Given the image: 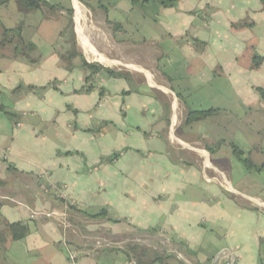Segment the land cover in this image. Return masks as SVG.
<instances>
[{
    "label": "crops",
    "instance_id": "obj_1",
    "mask_svg": "<svg viewBox=\"0 0 264 264\" xmlns=\"http://www.w3.org/2000/svg\"><path fill=\"white\" fill-rule=\"evenodd\" d=\"M176 1L0 16V214L30 229L0 244L12 264H137L144 239L169 255L143 264H264V170L243 162L264 169V0ZM84 61L126 77L85 93Z\"/></svg>",
    "mask_w": 264,
    "mask_h": 264
},
{
    "label": "trees",
    "instance_id": "obj_2",
    "mask_svg": "<svg viewBox=\"0 0 264 264\" xmlns=\"http://www.w3.org/2000/svg\"><path fill=\"white\" fill-rule=\"evenodd\" d=\"M11 1H15L19 5L20 11L24 15L36 12L38 10H41L42 8L57 9L59 7V6L52 7L51 5H49L47 0H0V7L9 4ZM146 1H151V0H146ZM153 1L158 2L166 7L167 6L174 7L177 4L176 0H153ZM66 11L68 15L71 14V10H66ZM70 28L73 29V21L71 19H70ZM21 30H22V27L19 26L14 32L19 34ZM6 33H8V30L5 32V34ZM17 44L20 45L21 43L18 42ZM28 48L30 47L28 46ZM255 59L259 61L255 64V67H254L256 70H258L260 68V65H261L260 61L262 60V58L256 57ZM84 69L87 74V78H86L87 84L92 83L94 80V76L100 72L106 73L111 78H125L126 77L125 73L117 72L116 70H112V69H107L98 63H88L84 61ZM92 91H93L92 84H90L89 86H86L84 90L85 93H89ZM258 92L260 96L262 97V99L264 100V88H259ZM214 113H216L215 110L192 112L188 116L189 122H194L199 119L207 118L208 116L213 115ZM204 143L206 144L208 148H211V146L209 145L210 142L206 141ZM234 150H235L236 156L241 159L242 152L238 150L237 148H234ZM243 162L248 169L254 168V166L250 162H248V160H245ZM107 215L108 214L104 211L99 212L96 216H91L90 214H87V213L85 214V216L91 217V218H97V217L107 216ZM29 233H30V229L26 222L19 221L15 223H9L0 214V244L1 245L6 244V243L16 242V241H21L25 239L29 235ZM126 250H128L126 252L132 259L137 260V264H143L141 257L142 255L146 253L147 251L146 249L139 248V246L130 244L126 248ZM0 251L1 252L3 251L5 253L7 250H0ZM158 260H160L159 257L155 258V260L152 263Z\"/></svg>",
    "mask_w": 264,
    "mask_h": 264
},
{
    "label": "rangeland",
    "instance_id": "obj_3",
    "mask_svg": "<svg viewBox=\"0 0 264 264\" xmlns=\"http://www.w3.org/2000/svg\"><path fill=\"white\" fill-rule=\"evenodd\" d=\"M22 12L20 11V8H19V5L15 2V1H11L10 4L7 6V7H2L1 6V9H0V16L3 17L7 23L9 22H12L14 17H19V15H21ZM71 15V14H70ZM22 16V15H21ZM64 23H69L67 20L63 21ZM24 50V49H23ZM23 50L20 48L19 51L20 53L23 52ZM88 57L93 60L95 59V56L93 55V53H87ZM245 161V160H243ZM248 162H250L252 164L251 161L248 160ZM253 165V164H252ZM246 166V165H245ZM254 166V165H253ZM254 170H264V169H261V168H257L256 166H254L253 168ZM225 182V181H224ZM225 184H227L225 182ZM230 189L232 188V186L230 184H227ZM225 188V187H224ZM228 191V190H227ZM4 193H6L5 191H0V197L4 195ZM1 200V199H0ZM7 202V201H6ZM164 242V245H161V243L159 242V245L156 244V241H154L153 239H144V240H139V241H130L128 242L124 248L126 249L130 244H133V245H136V246H139V248H144L146 249V253L144 255H142L141 257V260L142 261H146V260H155V258L159 257V258H162V257H168L167 255H169L168 253H160L159 250H164V248H169V245H168V242L167 240L163 241ZM160 246V247H159ZM70 251V252H69ZM74 250H67V252H69V254L71 252H73ZM125 251H128V250H125ZM0 264H12L11 260H10V257L8 256H5V258L3 257V252L0 251ZM152 261V262H153ZM134 262L137 263V260L134 259ZM151 262V263H152Z\"/></svg>",
    "mask_w": 264,
    "mask_h": 264
},
{
    "label": "bare ground",
    "instance_id": "obj_4",
    "mask_svg": "<svg viewBox=\"0 0 264 264\" xmlns=\"http://www.w3.org/2000/svg\"><path fill=\"white\" fill-rule=\"evenodd\" d=\"M75 4V8H76V12H77V19H78V27H79V34H80V37H81V42L83 43V45L85 46V48H89L87 45L84 44V42L82 41V39H86L85 37V30L83 28V26L81 25V23L79 22V18L78 16H80V11H79V8H78V5L76 2H74ZM81 6V5H80ZM81 8V7H80ZM85 11V10H84ZM86 16V15H85ZM82 18V17H81ZM83 23V22H82Z\"/></svg>",
    "mask_w": 264,
    "mask_h": 264
},
{
    "label": "built area",
    "instance_id": "obj_5",
    "mask_svg": "<svg viewBox=\"0 0 264 264\" xmlns=\"http://www.w3.org/2000/svg\"><path fill=\"white\" fill-rule=\"evenodd\" d=\"M52 217L57 218V215L56 214H52ZM63 217H65V215H63ZM78 257H79V253L77 251H73V252L70 253L71 261H76L78 259Z\"/></svg>",
    "mask_w": 264,
    "mask_h": 264
},
{
    "label": "water",
    "instance_id": "obj_6",
    "mask_svg": "<svg viewBox=\"0 0 264 264\" xmlns=\"http://www.w3.org/2000/svg\"><path fill=\"white\" fill-rule=\"evenodd\" d=\"M219 258H220V256H217V257L215 258L213 264H217ZM225 264H235V260H234V258L232 257V258L230 259V261H229V262L227 261Z\"/></svg>",
    "mask_w": 264,
    "mask_h": 264
}]
</instances>
